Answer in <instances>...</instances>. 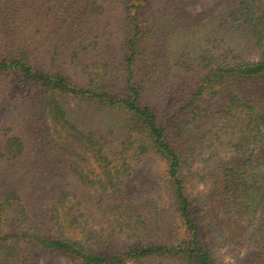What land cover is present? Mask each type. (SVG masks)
Here are the masks:
<instances>
[{
    "label": "trees",
    "instance_id": "obj_1",
    "mask_svg": "<svg viewBox=\"0 0 264 264\" xmlns=\"http://www.w3.org/2000/svg\"><path fill=\"white\" fill-rule=\"evenodd\" d=\"M198 3L0 0V264H264V0Z\"/></svg>",
    "mask_w": 264,
    "mask_h": 264
},
{
    "label": "rangeland",
    "instance_id": "obj_2",
    "mask_svg": "<svg viewBox=\"0 0 264 264\" xmlns=\"http://www.w3.org/2000/svg\"><path fill=\"white\" fill-rule=\"evenodd\" d=\"M221 0H199V3L195 6V8H190L193 12L201 11V9L205 6H212L214 4L219 3ZM196 176L192 178L191 185L189 184V187L191 188L194 195H200L202 196L203 186L201 183H198V178ZM194 186V187H192ZM207 211L206 207L204 209L203 214H201L203 217L205 212ZM218 244L214 245V250L219 259L221 260L222 264H239V260L247 254L245 250L242 249H234L231 247L223 246V244L217 240Z\"/></svg>",
    "mask_w": 264,
    "mask_h": 264
}]
</instances>
